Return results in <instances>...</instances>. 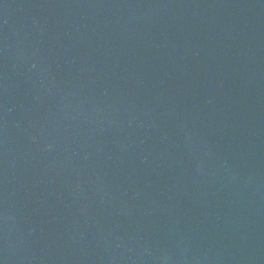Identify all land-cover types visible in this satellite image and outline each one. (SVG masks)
<instances>
[{
	"label": "water",
	"instance_id": "95a60500",
	"mask_svg": "<svg viewBox=\"0 0 264 264\" xmlns=\"http://www.w3.org/2000/svg\"><path fill=\"white\" fill-rule=\"evenodd\" d=\"M0 264H264V0H0Z\"/></svg>",
	"mask_w": 264,
	"mask_h": 264
}]
</instances>
